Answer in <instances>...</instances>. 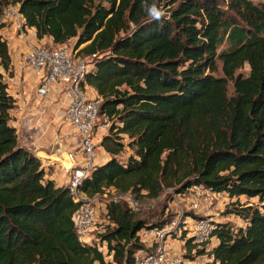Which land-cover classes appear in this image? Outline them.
Returning <instances> with one entry per match:
<instances>
[{"label":"trees","instance_id":"obj_1","mask_svg":"<svg viewBox=\"0 0 264 264\" xmlns=\"http://www.w3.org/2000/svg\"><path fill=\"white\" fill-rule=\"evenodd\" d=\"M9 5L35 38L48 46L72 40L92 63L84 84L100 97L98 116L109 120L98 141L108 158L79 189L136 198L165 189L182 195L192 185L225 193L236 199L223 214L242 224L216 223L214 244L195 253L205 254V264H264V2L0 0V15ZM153 5L163 10L159 20L149 14ZM216 59L222 76L213 75ZM244 64L247 73H235ZM11 76L0 34V264H133L145 249L137 232L168 218L147 221L123 200H108L107 224L95 236L105 252L80 241L71 219L80 201L17 141ZM239 196L256 202L239 203Z\"/></svg>","mask_w":264,"mask_h":264},{"label":"built area","instance_id":"obj_2","mask_svg":"<svg viewBox=\"0 0 264 264\" xmlns=\"http://www.w3.org/2000/svg\"><path fill=\"white\" fill-rule=\"evenodd\" d=\"M4 22H7L15 32V36L28 46L22 59L36 79L33 86L34 97L41 99L52 92L56 84L64 82L63 95L66 98V105L63 109V116L75 131L77 145L66 151L58 161V170L63 178L58 183L68 189L74 200L80 201L71 217L78 239L87 244H93L92 240L95 237H92L90 232L94 226L96 210L100 206L90 204L79 186L89 177L96 165L98 140L107 131L109 120L104 116H98L100 97L90 86L84 84V76L92 70V63L88 57L75 55L71 48L65 46V43L54 47L39 45L38 43L42 42L37 41L39 39L30 40L27 36L30 28L23 25V18L15 6L9 5L3 10L0 15V24ZM186 191L190 193L188 202H186L188 210L200 216L195 217L189 214L183 216L181 213L180 217L183 216L181 224L187 230L194 249L202 248L206 251L209 245L214 244L215 239L212 233L216 223L204 214L199 196L202 193L220 195L222 192H211L195 185L190 186ZM132 195L129 192L117 193L108 200H123L130 210H135L138 206ZM102 211L104 213L103 208ZM180 220L173 217L162 227L140 229L137 237L145 249L135 252L133 264H180L181 260L170 257L165 248V238L169 230L178 228ZM147 247L154 249L148 250ZM185 262L193 263L194 261L186 259Z\"/></svg>","mask_w":264,"mask_h":264},{"label":"crops","instance_id":"obj_3","mask_svg":"<svg viewBox=\"0 0 264 264\" xmlns=\"http://www.w3.org/2000/svg\"><path fill=\"white\" fill-rule=\"evenodd\" d=\"M0 34L8 46L12 47L8 48L11 70L16 74L18 82V88L11 93L15 103L10 110V124L15 129L18 143L39 159L47 177L61 185L58 182L63 178L58 170V161L63 156L62 150L68 151L77 145L75 131L63 116L66 105L63 95L64 82L56 84L52 92L43 98L36 99L32 92L36 79L22 59L28 46L15 36V32L7 24L0 28ZM33 35V29H28V38L37 40ZM37 41L50 42L47 38ZM58 146L62 150H59ZM97 149L95 163L100 165L108 158V154L100 146Z\"/></svg>","mask_w":264,"mask_h":264},{"label":"rangeland","instance_id":"obj_4","mask_svg":"<svg viewBox=\"0 0 264 264\" xmlns=\"http://www.w3.org/2000/svg\"><path fill=\"white\" fill-rule=\"evenodd\" d=\"M253 3H262L264 0H251ZM7 22H4L2 24H6ZM11 23V21L9 22ZM8 25V23H7ZM9 27V25H8ZM39 45H45L48 46L49 44L45 41L39 42ZM56 47L57 45H52ZM65 46L72 49V40H69L65 42ZM11 47L10 45L8 48ZM225 47V44H220L217 48V52ZM12 48V47H11ZM74 54L83 57L81 55H78L76 50H73ZM215 71L213 72V75L215 76H222L221 70H220V61L215 60ZM248 71L247 64H244L241 68L237 69L235 73H241L245 75ZM16 74L14 75L12 73V76L6 79L7 83V92L11 95L13 93L12 91L16 88H18V82H17V76L15 78ZM33 88V87H32ZM31 88V89H32ZM226 91L227 94L230 95L232 92V86L230 81H226ZM33 92V89H32ZM12 96V95H11ZM99 141V140H98ZM59 150L62 148L58 146ZM98 151V149H97ZM128 151L127 148H123L120 152L121 156H124L125 153ZM66 151L62 150V155L64 156V153ZM117 194L113 189H107L102 193L101 195H94V196H85V199H88V202L90 204H96V206H100L96 210V217L94 219V226L91 230V236L95 237L96 233L99 231H102L107 224V221L105 219V215L102 211L103 205L106 201H108L109 197H113ZM132 195V194H131ZM135 198V201L137 202V209L131 210L136 217L145 219L147 221H157L161 219H167L168 222L175 217L176 220H180V226L176 229L169 230L170 232L166 236V249L169 253L170 257H176L180 259V264H205L209 259L205 256V254L198 255L195 253V251L199 248L195 249H188V246H186L185 239L189 236L187 235V230L182 227V220L184 215H193L194 213L188 210V207L186 206V202H188V197L190 196V193L185 191L182 195H177L174 193H171L170 189H165L159 196L156 198H147V197H139L136 198L134 195H132ZM202 201V207L204 210V214H206L208 217L212 218V221L215 223L221 222V221H229L233 223L235 226L241 225L242 220L236 218L235 216H232L230 214L226 215L223 214L225 205L235 200L236 198L228 197L226 194L220 193V195H211V194H200L199 196ZM239 203H246V205L250 203L256 202L255 198H246L245 196H239L237 198ZM181 216L180 217V215ZM196 216H200L199 214H194ZM204 215V216H206ZM92 243L97 246L98 250H101L102 252H105L104 243L99 244L98 239L92 240ZM146 246L147 243L145 242ZM211 247V245L208 246V250ZM150 250H153V247H147ZM195 250V251H194ZM186 254H189L192 257H187ZM186 259H189L190 261L193 260V263H187L185 262Z\"/></svg>","mask_w":264,"mask_h":264},{"label":"clouds","instance_id":"obj_5","mask_svg":"<svg viewBox=\"0 0 264 264\" xmlns=\"http://www.w3.org/2000/svg\"><path fill=\"white\" fill-rule=\"evenodd\" d=\"M148 11L149 14L157 20H159L164 15L163 10L161 8L156 7L155 5L149 8Z\"/></svg>","mask_w":264,"mask_h":264}]
</instances>
